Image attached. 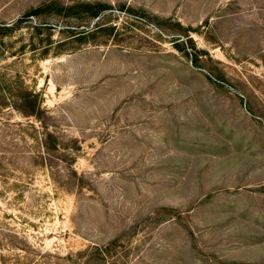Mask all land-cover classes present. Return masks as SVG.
Segmentation results:
<instances>
[{
	"label": "rangeland",
	"instance_id": "374dc122",
	"mask_svg": "<svg viewBox=\"0 0 264 264\" xmlns=\"http://www.w3.org/2000/svg\"><path fill=\"white\" fill-rule=\"evenodd\" d=\"M38 7L0 41L40 106L0 101V264H264V0L0 22Z\"/></svg>",
	"mask_w": 264,
	"mask_h": 264
},
{
	"label": "trees",
	"instance_id": "16d2710c",
	"mask_svg": "<svg viewBox=\"0 0 264 264\" xmlns=\"http://www.w3.org/2000/svg\"><path fill=\"white\" fill-rule=\"evenodd\" d=\"M44 7H49V4ZM89 7H90L89 8L90 16L93 19L100 17L103 11L110 8V6L102 5V4L89 5ZM42 10L43 7H38L28 12L25 16L14 22H0V41H3V38L6 35H9L11 32L19 29L23 22L24 17H29L30 15L38 14ZM47 27L49 26L39 24L36 25L35 29L40 32ZM86 31L87 30L80 32L85 33ZM38 97H39L38 93L35 92L33 89H31V87H29V85L26 84L25 81L22 80L19 76L15 75L6 78L4 74L0 73V101L13 100L15 103L20 102L22 104L16 107H20L19 109H25V112L34 115L35 111H37V109L40 108Z\"/></svg>",
	"mask_w": 264,
	"mask_h": 264
}]
</instances>
